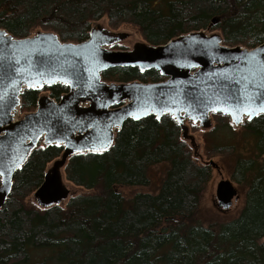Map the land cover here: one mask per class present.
Segmentation results:
<instances>
[{
  "label": "trees",
  "instance_id": "16d2710c",
  "mask_svg": "<svg viewBox=\"0 0 264 264\" xmlns=\"http://www.w3.org/2000/svg\"><path fill=\"white\" fill-rule=\"evenodd\" d=\"M103 17L110 26L132 24L153 47L205 30H217L229 48L264 44V0H0V30L14 39L40 30L81 43ZM101 80L127 85L165 78L129 67L105 71ZM44 88L55 101L69 91L61 84ZM39 93L25 89L20 110L33 112ZM214 117L213 131L237 138L210 150L232 158L229 179L244 192L232 220L201 218L200 197L212 169L192 160L173 117L151 115L127 120L106 151L65 161L67 181L95 192L73 196L65 208L24 203L42 183L46 165L63 152L59 145L34 148L0 208V264H264V115L244 119L240 134L227 117ZM157 165L165 168L156 192L122 196L121 188L148 187Z\"/></svg>",
  "mask_w": 264,
  "mask_h": 264
},
{
  "label": "water",
  "instance_id": "95a60500",
  "mask_svg": "<svg viewBox=\"0 0 264 264\" xmlns=\"http://www.w3.org/2000/svg\"><path fill=\"white\" fill-rule=\"evenodd\" d=\"M99 35L90 32L84 42L63 43L52 32L14 39L0 30V208L14 174L40 139L46 146L63 148L62 161L57 164L62 166L76 149L93 141L91 133L98 134L97 125L90 122L94 118L108 129L106 143L97 147L106 151L114 142L112 128L120 129L127 120L167 114L181 127L183 118L201 122L215 113L227 116L239 127L244 119L264 115L259 110L264 106V44L254 49L229 48L218 35L191 33L163 46L143 45L115 52L104 49L110 39ZM129 67L154 69L165 80L109 87L101 81L103 72ZM56 84L66 85L70 91L58 102L38 101L35 111L13 122L12 113L20 106L25 89ZM93 97L104 101L93 109L76 107L81 99L90 102ZM249 110H253L251 119ZM82 135L86 140L78 141ZM208 164L215 167L213 162ZM58 173L44 176L35 191V198L46 208L68 195ZM238 199L232 182L221 180L217 184L214 204L221 213H227Z\"/></svg>",
  "mask_w": 264,
  "mask_h": 264
},
{
  "label": "rangeland",
  "instance_id": "374dc122",
  "mask_svg": "<svg viewBox=\"0 0 264 264\" xmlns=\"http://www.w3.org/2000/svg\"><path fill=\"white\" fill-rule=\"evenodd\" d=\"M39 31L40 30H35L31 36H33ZM93 32L100 33L101 35L108 37L110 39V42L108 41V43L104 46V49L109 51L129 52L138 46H143V45L149 46L148 43L145 42L139 30L135 26L129 23L128 24L123 23L118 26H110L106 17L100 18L98 21H95L91 24V33ZM196 33H201L205 37L220 35V33L217 30H210V31L205 30ZM109 85H118V84L117 83L109 84L107 82L106 87H109ZM39 91H40L39 101L45 99L56 102L55 100L50 98L49 92L45 90L44 86L40 87ZM86 101L87 100L82 101L83 102L82 104L83 105L87 104ZM26 114L29 113L21 111L20 107H17L12 113L13 122L20 121L21 119L24 118ZM214 115L215 113H210L206 117V120L201 122L199 121L192 122L189 119L183 118L181 122L182 123L181 130H180L181 140L185 142L188 150L190 151L191 158L196 164L205 165L206 163H210V162H213L215 164V167L210 166L212 169L211 178L205 184L200 197L201 218L202 219L203 217L207 218L211 223L216 221L227 222L229 220H232L239 213L245 201L244 192H241L233 184L239 192V199L236 201L233 200L232 206L230 207L229 211L227 213H221L222 211H220V209L216 206V203L214 204L217 184L221 180L230 181L229 171L232 164V160H231L232 158H230L227 153L219 154L215 151H210V150L218 146H227L230 143V141H234L237 139L232 136L230 137L229 133L225 130L219 129L217 131H213L216 128L215 125L217 124ZM216 115H220V114H216ZM223 117H227V116H223ZM227 119L230 121L228 117ZM234 131L237 134L241 133L240 129H237V127L234 128ZM228 138L230 139L229 142H227ZM43 145H45L44 142L42 140H39L35 148L42 147ZM88 150L89 149H82V148L76 149L73 152V154H70L66 158L65 160L66 163L69 157L72 155H79V154H86L93 152L92 150L91 151ZM239 151L243 152L242 149H240ZM246 151L250 152L249 147H247ZM61 161H62V154L58 158L48 163L46 165L44 176H46L47 174L52 175L54 171L59 172L58 174L61 179V184L68 191V196L66 197L65 200H63L61 203L57 204L56 206L65 208L67 202L73 196L89 195L95 192L93 190H85L83 187L76 186L71 182L67 181L64 173L63 165L57 167V164H59ZM164 168L165 166L157 165V166H153L150 169L149 178L151 179V182L148 187L121 188L119 189L120 193L125 198H129L132 194L138 192H143V193L156 192V186L159 183L160 177H162L161 170ZM0 185H1V178H0ZM34 194L35 192L30 193L26 197L24 202L26 206L35 209L45 208L44 205L40 204L37 201ZM202 212L204 213V216L202 215ZM263 241L264 238L261 240V242Z\"/></svg>",
  "mask_w": 264,
  "mask_h": 264
},
{
  "label": "flooded vegetation",
  "instance_id": "af4514ba",
  "mask_svg": "<svg viewBox=\"0 0 264 264\" xmlns=\"http://www.w3.org/2000/svg\"><path fill=\"white\" fill-rule=\"evenodd\" d=\"M91 32V31H90ZM99 36H102V35H99ZM70 91V90H69ZM68 91V92H69ZM70 94V93H69ZM48 101H52V100H48ZM104 101V98H101V97H93L91 99L90 102H87V104H82V99L78 102V104H76V107L80 110H87V109H93L94 106L98 107L101 105V103ZM53 102V101H52ZM100 111V110H99ZM92 117H95L96 116V113H91ZM85 120L87 121L88 118L85 117ZM91 123L97 125V130H98V134L96 136H93V134L91 133L89 136L93 139V141H90L86 144H84L82 146V149H89L88 151H93L91 153H96V152H104V151H100L98 150L97 147H101L102 145H104L106 143V137L108 136V129H106L102 124H100L98 122L97 119H92V121H90ZM117 129H113L112 128V134L114 135L115 134V131ZM78 141L80 140H86V135H82V136H78L76 138ZM63 154V152H62Z\"/></svg>",
  "mask_w": 264,
  "mask_h": 264
},
{
  "label": "snow or ice",
  "instance_id": "6c2138e0",
  "mask_svg": "<svg viewBox=\"0 0 264 264\" xmlns=\"http://www.w3.org/2000/svg\"><path fill=\"white\" fill-rule=\"evenodd\" d=\"M17 63H19V61H17ZM17 71H19V70H17ZM30 86H31V85H30ZM259 110H260V111H264V106H262ZM252 111H253V110H249V119H251Z\"/></svg>",
  "mask_w": 264,
  "mask_h": 264
}]
</instances>
